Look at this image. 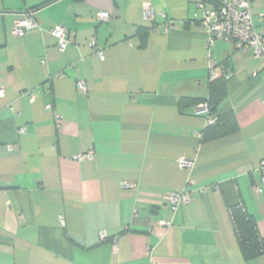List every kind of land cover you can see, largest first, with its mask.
<instances>
[{
    "label": "crops",
    "instance_id": "obj_1",
    "mask_svg": "<svg viewBox=\"0 0 264 264\" xmlns=\"http://www.w3.org/2000/svg\"><path fill=\"white\" fill-rule=\"evenodd\" d=\"M251 8L263 30L264 0ZM29 11L38 26L18 37ZM203 14L196 0H0V264H264L245 258L232 214L252 215L264 243V61L233 41L209 47ZM59 25L74 39L64 51ZM211 94L237 128L203 140L195 111ZM184 190L173 210L166 196Z\"/></svg>",
    "mask_w": 264,
    "mask_h": 264
},
{
    "label": "built area",
    "instance_id": "obj_2",
    "mask_svg": "<svg viewBox=\"0 0 264 264\" xmlns=\"http://www.w3.org/2000/svg\"><path fill=\"white\" fill-rule=\"evenodd\" d=\"M253 0H221L220 2L207 6L204 0H196L199 6L204 8V14L202 23L207 30V44L209 47L214 45L217 40L223 39L227 41H233L235 46L244 50H251L255 57L264 61V28L263 30L257 29L254 24L253 12L251 3ZM144 15L148 19H153L155 16V10L150 3H145ZM111 15L108 11H102L98 14L100 21L110 20ZM260 20L264 21V11L259 14ZM38 26V22L35 18V12L29 11L22 18L18 19L13 27V32L18 37L25 36L26 32L34 27ZM174 27V22L165 24L162 28L164 32L170 31ZM50 32L57 38L59 49L64 51L68 45L73 42V38L69 35L66 27L63 25L55 26L50 29ZM91 46L96 49L101 58L104 57L102 47L96 37L91 40ZM45 63V60H43ZM63 75L62 73L59 76ZM211 78L218 76L217 71H211ZM77 89L83 93L87 92V84L85 80L77 81ZM23 94H29L30 98H35L33 91H23ZM4 89H0V97H4ZM197 114H203L208 117V122L213 123L216 120L215 115L212 113L211 106L207 102H202L196 107ZM57 120L61 118L60 115H56ZM25 130L20 129L19 132L23 133ZM14 145H10L13 148ZM94 157V150H88L85 152H79L74 155L76 160L92 159ZM179 166L182 168L193 170L195 164V158L191 157H179ZM189 182H192L189 180ZM122 185L125 188H136L138 184L136 182L123 181ZM256 191L259 194L264 192V178L260 184L256 185ZM166 199L171 204V208L176 210L180 203H187L191 200L189 192L184 190L183 192H172L166 196ZM170 224V222H163ZM104 234V233H103Z\"/></svg>",
    "mask_w": 264,
    "mask_h": 264
},
{
    "label": "trees",
    "instance_id": "obj_3",
    "mask_svg": "<svg viewBox=\"0 0 264 264\" xmlns=\"http://www.w3.org/2000/svg\"><path fill=\"white\" fill-rule=\"evenodd\" d=\"M225 80V76L220 75L219 77L217 76L214 78L211 82V89L214 87V83H219V99H221L226 93ZM212 95L213 94L210 95L207 103L211 106L212 113L215 115L216 120L215 122L208 124L206 130L203 132V140L216 138L237 128L236 116L232 111L223 115H217L215 113L218 101H215L216 99H214ZM182 100L185 101L184 99ZM232 214L245 258L252 259L262 254L264 252V243L257 233L256 223L252 215L240 206L232 207Z\"/></svg>",
    "mask_w": 264,
    "mask_h": 264
}]
</instances>
